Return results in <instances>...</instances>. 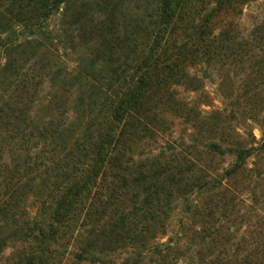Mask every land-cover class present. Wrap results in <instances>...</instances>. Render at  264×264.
Returning <instances> with one entry per match:
<instances>
[{"label": "trees", "instance_id": "16d2710c", "mask_svg": "<svg viewBox=\"0 0 264 264\" xmlns=\"http://www.w3.org/2000/svg\"><path fill=\"white\" fill-rule=\"evenodd\" d=\"M257 4L0 0V264H264Z\"/></svg>", "mask_w": 264, "mask_h": 264}, {"label": "rangeland", "instance_id": "374dc122", "mask_svg": "<svg viewBox=\"0 0 264 264\" xmlns=\"http://www.w3.org/2000/svg\"><path fill=\"white\" fill-rule=\"evenodd\" d=\"M261 1L263 2L264 0H261ZM263 9H264V6L263 5L260 6L258 4L248 7L246 9V11H245L246 12V16H245L246 18L244 19L243 24L249 25L250 24L249 22L252 21V17L257 16L259 13L262 12ZM249 18L251 19V21H250ZM55 56L56 55H54V54L52 56H47L48 57L47 59L49 60V63L51 62V66L56 61V57ZM211 88H212V90H215L217 88V86L214 83H212ZM256 134L260 137L259 131L256 130Z\"/></svg>", "mask_w": 264, "mask_h": 264}]
</instances>
